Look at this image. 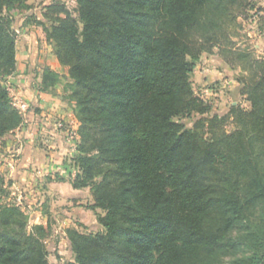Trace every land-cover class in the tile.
Masks as SVG:
<instances>
[{
  "label": "trees",
  "instance_id": "trees-1",
  "mask_svg": "<svg viewBox=\"0 0 264 264\" xmlns=\"http://www.w3.org/2000/svg\"><path fill=\"white\" fill-rule=\"evenodd\" d=\"M245 1L77 0L73 12L54 0L39 19L28 0H0V138L24 123L5 86L19 18L43 29L71 81L80 143L69 181L90 188L104 232L67 230L66 264H264V59L234 50L229 32ZM215 48L247 73L249 110L209 117L196 96L192 76ZM193 115L192 128L179 120ZM9 184L0 172V198ZM52 230L0 204V264H51Z\"/></svg>",
  "mask_w": 264,
  "mask_h": 264
},
{
  "label": "crops",
  "instance_id": "crops-1",
  "mask_svg": "<svg viewBox=\"0 0 264 264\" xmlns=\"http://www.w3.org/2000/svg\"><path fill=\"white\" fill-rule=\"evenodd\" d=\"M16 23L15 28L21 27L16 72L6 79V86L12 85L15 94L28 102L30 108L23 115L24 123L20 129L0 138V172L12 182L16 190L13 195L42 199L43 195L54 193L61 202L72 205L76 212L79 207L74 205H82L87 189H73L66 176L63 181L55 180L71 160L67 128H78L75 105L67 98L68 71L59 63L41 28L25 26L24 20ZM46 70L56 75L55 84L47 82L45 85ZM59 122L65 123L66 131L58 127ZM12 153H17L19 159L12 160L8 155ZM41 203L42 200L35 207L39 214L35 223L45 225L46 215L38 212Z\"/></svg>",
  "mask_w": 264,
  "mask_h": 264
},
{
  "label": "rangeland",
  "instance_id": "rangeland-1",
  "mask_svg": "<svg viewBox=\"0 0 264 264\" xmlns=\"http://www.w3.org/2000/svg\"><path fill=\"white\" fill-rule=\"evenodd\" d=\"M53 1L54 0H28V4L32 7L29 13L42 19L43 8ZM59 1L64 3L67 8L73 12L77 8V0ZM245 4H247L246 8L242 13L238 14L236 24L232 26L229 31L233 42L231 47L234 48V50L247 51L252 54L253 58L263 60L264 0H246ZM19 20L21 21L24 19L19 18L17 21ZM16 24L17 23H15V25ZM16 28L15 30L18 34L21 27L16 26ZM228 58L232 59L234 57L228 55ZM246 76L247 73L242 70L239 64H228L221 56L220 50L215 48L212 53L202 54L191 81L196 96L200 97L211 107L209 117L215 115L226 117L230 114L232 106H240L246 110H249L251 107L248 98L241 94L242 85L239 80ZM70 85L71 81L66 85L68 96L70 94ZM10 86L12 87V85ZM198 118H200L198 115H193L191 118H182L179 120L188 128H192L193 120ZM60 123L63 122H59L57 125L59 126ZM79 126L80 123L78 121L77 129L67 128V131L64 129L68 137L67 142L70 145L71 160L67 168L62 170L61 174L56 175V181H61L65 176L68 180L73 179L77 175L73 159L77 155L78 145L80 143V136L78 134ZM63 127L65 128V123H63ZM234 130L235 126L233 120L230 118L226 123L225 131L232 133ZM70 132L73 134L70 135ZM8 155L11 156V159L14 161L19 159L17 153ZM6 181L7 183H11L9 186L7 185L9 196L7 198L1 197L0 204H14L19 206L28 216L30 226L43 225L35 223V221H37L36 216L39 215L35 207L37 206V202L39 204L42 200L43 203L40 204L38 212H42V214L46 215L45 218L48 219L47 223L50 220L53 227V233L46 240V245L49 250V262L51 264H66L67 262H73L75 260V255L67 239V230L77 229L81 233L92 235L104 232V228L97 221V215H103L104 213L99 209L92 210L90 208V206L94 205V199L90 188H87L88 193H86L84 200H81L83 202L82 205H74V207H79L80 209H77L75 212L73 211L74 208L72 205L61 202L54 193L50 195L45 194L42 196V199H39L41 197L36 198L31 195L26 198L24 194L21 196H18L19 194L13 195L16 190L11 181L7 179ZM43 187L45 188V185ZM227 262H229V259L226 260V263Z\"/></svg>",
  "mask_w": 264,
  "mask_h": 264
},
{
  "label": "built area",
  "instance_id": "built-area-1",
  "mask_svg": "<svg viewBox=\"0 0 264 264\" xmlns=\"http://www.w3.org/2000/svg\"><path fill=\"white\" fill-rule=\"evenodd\" d=\"M7 90L9 92V95L12 99V103L14 105V107L22 114L24 115L26 112L29 111V104L28 102H26L24 99L18 97L16 94H15V90L14 88H12L11 86H7ZM60 129H64L63 127V123H60V125L58 126ZM70 135H72L73 133H69Z\"/></svg>",
  "mask_w": 264,
  "mask_h": 264
}]
</instances>
